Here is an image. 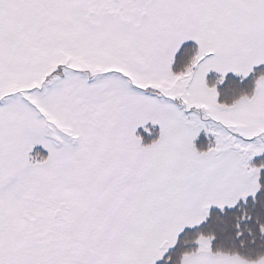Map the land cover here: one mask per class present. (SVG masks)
<instances>
[{
  "label": "snow or ice",
  "instance_id": "1",
  "mask_svg": "<svg viewBox=\"0 0 264 264\" xmlns=\"http://www.w3.org/2000/svg\"><path fill=\"white\" fill-rule=\"evenodd\" d=\"M0 264H264V0H0Z\"/></svg>",
  "mask_w": 264,
  "mask_h": 264
}]
</instances>
